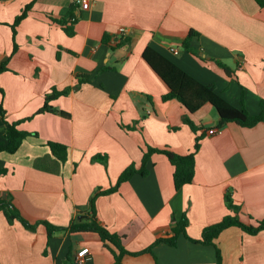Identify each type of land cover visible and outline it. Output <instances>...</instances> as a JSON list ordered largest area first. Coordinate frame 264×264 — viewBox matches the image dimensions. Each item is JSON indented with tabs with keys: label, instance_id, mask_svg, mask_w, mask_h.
I'll use <instances>...</instances> for the list:
<instances>
[{
	"label": "crops",
	"instance_id": "1",
	"mask_svg": "<svg viewBox=\"0 0 264 264\" xmlns=\"http://www.w3.org/2000/svg\"><path fill=\"white\" fill-rule=\"evenodd\" d=\"M120 28L127 37L117 42ZM148 47L234 107L261 114L264 7L256 0H91L88 10L74 0H0V145L8 125L31 134L14 154L0 152V199H12L30 224L68 228L92 215L94 198L99 222L136 254L121 264H218L219 253L222 264H264V231L232 226L214 246L196 242L227 216L246 225L264 219V122L228 123L210 134L220 121L212 106L188 114L177 101H163L167 86L143 59ZM83 75L88 82L79 84ZM54 89L70 94L50 103L58 113L38 114ZM196 137L191 184L176 190L174 166L154 154L146 175L98 194L131 165L140 170L148 147L187 155ZM50 143L67 148L65 162ZM184 215L187 236L176 246L157 243L172 237ZM84 247L92 253L86 264H115L97 234L49 236L43 224L30 231L0 212V264H74Z\"/></svg>",
	"mask_w": 264,
	"mask_h": 264
},
{
	"label": "trees",
	"instance_id": "2",
	"mask_svg": "<svg viewBox=\"0 0 264 264\" xmlns=\"http://www.w3.org/2000/svg\"><path fill=\"white\" fill-rule=\"evenodd\" d=\"M256 1L261 7H264V0ZM32 6L33 3L27 6L21 15L16 18V21L13 25L14 30L18 24L26 18ZM67 31L68 33L70 32L69 30ZM193 36L194 33H190V39ZM185 46L188 48V43H185ZM143 59L150 69L167 86L168 90L163 96L164 102L177 101L188 112V114H194L198 112L205 105L212 106L217 111L220 118L218 125L219 130L228 123H236L241 127L251 128L261 122H264V102L261 104V114L252 116L246 111L244 107L236 108L231 105L219 92H217L215 86L200 83L155 49L151 47L146 48L143 53ZM77 79L79 84H83L88 82L89 76H78ZM69 94L70 89H65L63 91H57L54 89L51 94L46 96L45 104L39 110L38 114L58 113L54 107L50 105V103L61 96H68ZM184 123L189 125L192 131L197 134L198 128L195 127L188 117L185 118ZM5 134L6 143L0 145V152L4 151L9 154H14L17 152L23 141L31 136L30 133L19 130L17 124L8 125ZM49 146L53 155L58 160L61 162L66 161L67 148L65 146L57 143H50ZM200 146V137H196L194 151L187 155L176 154L168 148L159 149L148 147L147 151L144 153L142 168L140 170H137L134 165H131L121 174L116 186L107 191L99 192L98 194H113L123 183L129 181L135 174L139 173L141 175H146L148 163L154 154H162L166 156L172 166H174V185L176 190H180L182 187L193 182L196 167L195 157L196 153L200 149ZM228 203L229 209L234 213L237 214L240 211V207L236 206L232 200H229ZM90 204L92 215L87 220L72 222L68 228H57L46 222H39L34 225L30 224L22 217L17 208L14 207L12 199L10 198L0 199V212L4 213L9 224H13L15 221H18L23 225L24 228L30 231H36L37 227L40 224H43L47 227L49 236H51L56 231L67 229L72 232L97 234L100 237V240L104 243V246L110 249V251L114 254L115 264H121L122 258L125 255H136L128 252L123 247L121 238L116 234H112L99 222L96 215L94 198L91 200ZM188 225V219L186 215H184L180 221L175 223L172 237L159 239L157 240V243L163 242L170 246H176L178 238L181 234L187 236L186 228ZM232 226L241 228L249 235H257L258 233L264 231V219L261 221H256L254 224L246 225L240 221L237 215L227 216L222 222L204 229L202 239L196 242H200L204 245L214 246V242L219 237V235L224 230ZM110 245H113L117 252L112 250ZM146 251H151V249ZM218 264H222L220 253L218 254Z\"/></svg>",
	"mask_w": 264,
	"mask_h": 264
},
{
	"label": "built area",
	"instance_id": "3",
	"mask_svg": "<svg viewBox=\"0 0 264 264\" xmlns=\"http://www.w3.org/2000/svg\"><path fill=\"white\" fill-rule=\"evenodd\" d=\"M74 1L80 3L82 5V9L84 10H88L91 5V0H74ZM126 37H127L126 29L120 28L118 31V36L116 37V41L120 42L124 40ZM171 51L176 55L179 53L178 49H171ZM220 132L221 130L219 129H212L209 131V133L212 135L219 134ZM91 256L92 253L90 248L84 247L77 252L74 264H86L89 260H91Z\"/></svg>",
	"mask_w": 264,
	"mask_h": 264
}]
</instances>
